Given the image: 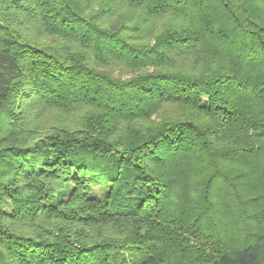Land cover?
Here are the masks:
<instances>
[{"label": "trees", "instance_id": "trees-1", "mask_svg": "<svg viewBox=\"0 0 264 264\" xmlns=\"http://www.w3.org/2000/svg\"><path fill=\"white\" fill-rule=\"evenodd\" d=\"M0 264H264V0H0Z\"/></svg>", "mask_w": 264, "mask_h": 264}]
</instances>
